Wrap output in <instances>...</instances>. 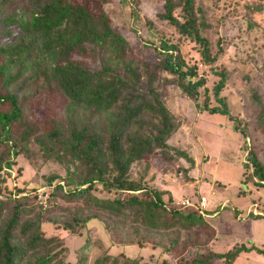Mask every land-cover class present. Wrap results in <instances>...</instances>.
I'll return each mask as SVG.
<instances>
[{
	"label": "trees",
	"instance_id": "trees-1",
	"mask_svg": "<svg viewBox=\"0 0 264 264\" xmlns=\"http://www.w3.org/2000/svg\"><path fill=\"white\" fill-rule=\"evenodd\" d=\"M160 1L155 18L169 24L178 40L191 43L197 55L195 62L187 61L178 41L156 39L164 44L158 54L161 66L197 112L232 121L230 128L245 150L241 182L264 188V162L256 153L264 150V142L246 130L243 118L231 114L220 95L225 72H214L218 78L210 93L207 79L198 73L199 64L209 68L224 52L220 44L211 50L201 34L212 8L231 7L218 14L224 23L242 7L250 13L245 23L251 28L259 26L254 15L264 14V3ZM140 4L0 0V264H207L213 259L232 264L241 252L264 255L251 242L213 250L221 237L204 221L206 210L197 205L201 195L182 206L168 190L150 182L153 169L162 174L180 170L187 180L194 160L188 150L170 142L178 123L155 89L157 73L132 53L128 37L112 21L116 11L128 26L150 30L151 20L138 19ZM261 29L264 33V25ZM247 89L258 108L255 123L264 129L262 99L255 88ZM30 144L57 167L42 173L38 186H17L14 173L20 174L18 163L30 157ZM62 151H68L71 168L60 164ZM179 159L186 168L177 164ZM40 191L45 198H38ZM249 191L244 185L238 192ZM262 209L253 217L263 216ZM90 219L106 232L107 247L86 236L70 250L63 238L44 228L72 236ZM113 244L149 253H110Z\"/></svg>",
	"mask_w": 264,
	"mask_h": 264
},
{
	"label": "rangeland",
	"instance_id": "rangeland-1",
	"mask_svg": "<svg viewBox=\"0 0 264 264\" xmlns=\"http://www.w3.org/2000/svg\"><path fill=\"white\" fill-rule=\"evenodd\" d=\"M221 1L219 0V5L222 4ZM255 1L264 3V0ZM205 4L212 8L211 3ZM220 8H212L213 16H208L204 20L205 25L201 28V34L209 41L211 50H216L220 44L224 46V52L209 68L199 64L198 73L207 79L206 88L210 93L212 84L218 78L214 72L221 70L225 72L220 95L226 99L231 114L243 118L246 130L264 142L263 126L255 123L258 108L250 102L247 89L255 88L264 105V33L261 29L264 25V20L261 19L264 14L254 15V20L259 26L247 28L245 17L250 14L248 11L238 7L237 12H233L226 22L221 23L218 14L226 13L231 7ZM160 10V0H141L138 19L140 22L144 19L152 21V28L148 31L128 26L123 16L116 11L112 13V21L128 37L132 53L157 73L155 89L178 123V129L170 142L180 149L188 150L194 160V166L186 171L187 180L180 170L162 174L159 170L153 169L154 174L150 182L155 187L168 188L176 201L181 200L186 194L187 198L193 201H196L199 195L206 196L204 221L221 237V240L212 245L213 250L224 251L235 241L245 244L251 242L264 250V215L253 217V214L264 208V188L243 182L250 191L244 195L238 192L240 187L244 186L241 182L243 176L240 165L245 150L242 147V140L238 143L236 132L230 128L232 121L221 114L197 112L193 101L183 96L175 86L174 77L161 66V57L158 54L164 48V44L156 39L178 41L181 55L187 61L195 62L197 55L191 43L178 40L177 34L169 24L155 18V14ZM29 151L30 157L21 159L18 163L21 166L20 174L14 173L17 186H38L42 181L40 175L57 167V163L45 159L33 144L29 145ZM67 152H61L59 161L62 166L67 165L71 168ZM256 153L259 160L264 162V150L258 149ZM177 164L182 169L188 165L182 159H179ZM7 182L12 185V180L8 179ZM40 193L41 191L38 198L46 197V193ZM44 228L47 233H54L63 238L70 250L76 249L86 236L95 239L103 247L109 244L106 232L92 219L87 221L85 228L80 229L81 233L72 236L61 230L56 231L49 225H45ZM108 252L114 254L122 252L131 257L146 256L149 253L146 249L139 250L135 245L117 244L110 246ZM207 264H219V260L213 259ZM232 264H264V255L254 251L241 252Z\"/></svg>",
	"mask_w": 264,
	"mask_h": 264
},
{
	"label": "built area",
	"instance_id": "built-area-1",
	"mask_svg": "<svg viewBox=\"0 0 264 264\" xmlns=\"http://www.w3.org/2000/svg\"><path fill=\"white\" fill-rule=\"evenodd\" d=\"M180 205H190L192 202L188 198H182L181 200L178 201ZM205 202L206 198L205 196L201 195L199 199L197 200V205L200 210H203L205 208Z\"/></svg>",
	"mask_w": 264,
	"mask_h": 264
},
{
	"label": "crops",
	"instance_id": "crops-1",
	"mask_svg": "<svg viewBox=\"0 0 264 264\" xmlns=\"http://www.w3.org/2000/svg\"><path fill=\"white\" fill-rule=\"evenodd\" d=\"M159 189H165V190H167L168 188L166 189V188H160V187H159ZM168 191L171 193L170 190H168ZM171 195H172V193H171ZM203 196H205V195H203ZM187 197H188V196H187V194H186V195H183V196L181 197V199H182V198H187ZM205 198H206V196H205ZM188 199H189V198H188ZM189 200H191V199H189ZM205 207H206V205H205Z\"/></svg>",
	"mask_w": 264,
	"mask_h": 264
}]
</instances>
